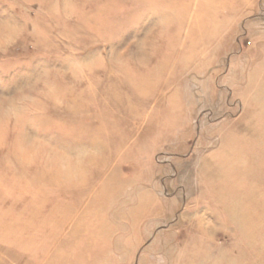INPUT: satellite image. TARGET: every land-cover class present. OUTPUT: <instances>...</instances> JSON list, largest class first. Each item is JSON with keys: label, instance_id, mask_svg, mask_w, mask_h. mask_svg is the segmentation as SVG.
<instances>
[{"label": "rangeland", "instance_id": "374dc122", "mask_svg": "<svg viewBox=\"0 0 264 264\" xmlns=\"http://www.w3.org/2000/svg\"><path fill=\"white\" fill-rule=\"evenodd\" d=\"M0 264H264V0H0Z\"/></svg>", "mask_w": 264, "mask_h": 264}]
</instances>
